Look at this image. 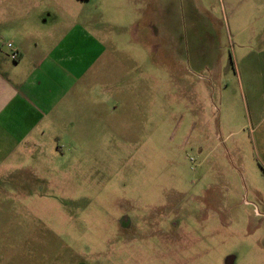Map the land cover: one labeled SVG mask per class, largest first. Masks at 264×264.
Listing matches in <instances>:
<instances>
[{
    "label": "rangeland",
    "instance_id": "obj_1",
    "mask_svg": "<svg viewBox=\"0 0 264 264\" xmlns=\"http://www.w3.org/2000/svg\"><path fill=\"white\" fill-rule=\"evenodd\" d=\"M24 26L95 75L63 129L0 127V264H264V0H0V49Z\"/></svg>",
    "mask_w": 264,
    "mask_h": 264
},
{
    "label": "crops",
    "instance_id": "obj_2",
    "mask_svg": "<svg viewBox=\"0 0 264 264\" xmlns=\"http://www.w3.org/2000/svg\"><path fill=\"white\" fill-rule=\"evenodd\" d=\"M61 30L52 29L42 40L29 44L33 36L31 28L14 29L13 37L22 41L13 40L16 48L11 46L9 52L0 49V127L18 143L38 142L37 138L44 137L52 128L63 129L64 113L79 107L73 102V96L81 90L79 80L85 72L87 87L93 84L95 73L88 70L91 66L83 70L79 67V41L72 38L70 30H62L63 33ZM14 51L19 54L16 61L9 57ZM95 61L96 56L92 66ZM260 79L262 89L252 90V117L264 125V61ZM54 150L58 152L60 148L55 146Z\"/></svg>",
    "mask_w": 264,
    "mask_h": 264
},
{
    "label": "built area",
    "instance_id": "obj_3",
    "mask_svg": "<svg viewBox=\"0 0 264 264\" xmlns=\"http://www.w3.org/2000/svg\"><path fill=\"white\" fill-rule=\"evenodd\" d=\"M18 57H19V54L16 51H14L11 56L12 60L16 61L18 60Z\"/></svg>",
    "mask_w": 264,
    "mask_h": 264
}]
</instances>
